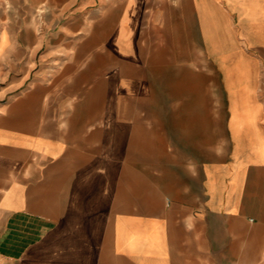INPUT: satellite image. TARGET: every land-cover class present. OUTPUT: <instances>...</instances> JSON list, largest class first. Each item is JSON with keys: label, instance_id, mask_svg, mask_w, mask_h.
<instances>
[{"label": "crops", "instance_id": "1", "mask_svg": "<svg viewBox=\"0 0 264 264\" xmlns=\"http://www.w3.org/2000/svg\"><path fill=\"white\" fill-rule=\"evenodd\" d=\"M0 9V264H264V0Z\"/></svg>", "mask_w": 264, "mask_h": 264}, {"label": "rangeland", "instance_id": "2", "mask_svg": "<svg viewBox=\"0 0 264 264\" xmlns=\"http://www.w3.org/2000/svg\"><path fill=\"white\" fill-rule=\"evenodd\" d=\"M4 12H5L4 10L0 9V21H1V17H2L1 15L4 14ZM33 23H35V24L38 23L39 24V18L34 19ZM3 84H4V82L0 81V88L3 86Z\"/></svg>", "mask_w": 264, "mask_h": 264}]
</instances>
